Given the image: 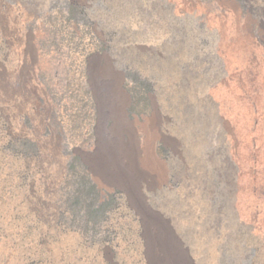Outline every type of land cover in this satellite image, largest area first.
Returning <instances> with one entry per match:
<instances>
[{
	"label": "rangeland",
	"instance_id": "374dc122",
	"mask_svg": "<svg viewBox=\"0 0 264 264\" xmlns=\"http://www.w3.org/2000/svg\"><path fill=\"white\" fill-rule=\"evenodd\" d=\"M194 1L200 16L182 0H0V264H151L147 222L159 219L171 263H195L182 164L156 141L170 173L161 187L144 178L139 122L156 111L181 146L192 124L207 140L204 91L208 73L227 72L226 39L244 41L239 63L264 66V0ZM120 93L129 122L116 124ZM215 160L216 263L264 264V230L239 225L234 179Z\"/></svg>",
	"mask_w": 264,
	"mask_h": 264
},
{
	"label": "bare ground",
	"instance_id": "6f19581e",
	"mask_svg": "<svg viewBox=\"0 0 264 264\" xmlns=\"http://www.w3.org/2000/svg\"><path fill=\"white\" fill-rule=\"evenodd\" d=\"M182 4L180 11L183 8L196 7L199 16L203 13L194 0H182ZM231 8L234 10L235 5L231 4ZM257 40L260 42L259 38ZM26 44L28 48L29 43ZM221 52L229 64L227 72L219 80H215L212 72L208 73V89L203 90L206 102L205 117L214 125L212 136L208 133L209 138L204 140L192 124L189 127L190 138L187 141L183 138L181 146L178 140L165 135L156 111L150 116H144L143 121L139 122L144 135V155L141 157L140 167L144 178L154 172L156 182L161 187L170 173V167L156 154V141L164 142L170 149L172 158L178 159L182 164L176 176L186 187L195 205L194 209L188 212V226L192 230L198 249V253L194 254V264H217V250L213 241L214 225L208 211V202L213 197L214 187L211 179L210 182L207 180L206 162L210 160V165L214 168L217 164L215 157L218 155L227 183L232 177L234 179L239 225L244 230L252 228L256 233L264 230V66H261L260 62L255 66L250 62L239 63L238 57L246 52V46L235 34L226 39ZM257 52L264 57V47H258ZM23 98L25 99L21 102V108L28 112L27 107L34 104L33 97L26 93ZM127 104V96L121 94L116 111L110 115L114 123L129 122L125 111ZM176 123L180 129L185 128L181 119ZM181 147L188 148L190 155L186 156ZM147 226L149 232L146 241L151 264L186 263L182 256L179 261L173 259L171 263L172 238L168 236L167 225L163 219L148 221Z\"/></svg>",
	"mask_w": 264,
	"mask_h": 264
}]
</instances>
